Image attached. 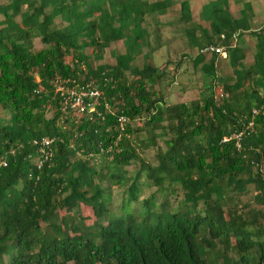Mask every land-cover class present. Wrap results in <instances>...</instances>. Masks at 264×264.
Instances as JSON below:
<instances>
[{
	"label": "trees",
	"instance_id": "obj_1",
	"mask_svg": "<svg viewBox=\"0 0 264 264\" xmlns=\"http://www.w3.org/2000/svg\"><path fill=\"white\" fill-rule=\"evenodd\" d=\"M233 1L240 5L237 19L227 11L228 0L203 4L197 15L208 30L192 23L189 0L179 2L177 22L186 48L197 51L192 65H200L205 93L173 104L155 91L163 70L132 64L148 47L145 16L164 17L174 0L0 4V111L5 113L0 160L6 164L0 167V259L6 264H264V210L243 205L245 210L236 212L246 186L264 209V26L252 31L250 4ZM56 20L61 28H55ZM155 26L160 36L166 26L156 21ZM245 32L255 38L248 66L237 46ZM35 39L42 47L32 50ZM118 41L123 54L111 52L114 65L91 69L89 63ZM207 45L225 51L232 74L227 83L217 75L216 54L204 63ZM54 79L92 82L104 97L97 115L89 121L82 115L76 121L61 118ZM214 85L225 95L219 101ZM104 102L112 114L104 111ZM116 116L125 119L121 135ZM139 119L141 125L132 127ZM241 131L236 150L232 136ZM138 133L152 147L155 139L163 140L177 175L173 182L182 190L180 208L170 216L154 213L151 195L141 203L142 217L102 220V181L124 188L128 205L136 199L141 173L154 187L163 183L156 176L159 168L137 158ZM40 137L54 142L50 162L36 170L31 159ZM224 138L229 140L221 142ZM99 158L109 161L97 168ZM135 161L139 169L128 181L123 169ZM80 204L91 209L96 224L80 226L75 234ZM99 220L104 221L100 228Z\"/></svg>",
	"mask_w": 264,
	"mask_h": 264
},
{
	"label": "rangeland",
	"instance_id": "obj_2",
	"mask_svg": "<svg viewBox=\"0 0 264 264\" xmlns=\"http://www.w3.org/2000/svg\"><path fill=\"white\" fill-rule=\"evenodd\" d=\"M153 1V0H150ZM182 0H174V5L170 7L164 17H156L154 15L145 16V27L148 31L149 43L148 47H143L141 49V55L138 56L132 66L140 68L143 63H148L154 68L163 70L165 76L158 83V88H155V91L163 97V101L166 104L180 103V102H192L194 100L200 99V93H205V87L203 83L205 80H202V73L200 72V65L193 67L192 59L197 54V51L194 49H187L186 43L187 39L183 34V26L177 22V11L179 7V2ZM208 0H189V12L192 19V23L195 25L198 24L202 29L205 28L208 30L206 22H201L198 19L197 13L199 9L205 4ZM250 4L252 18L250 19L251 30L255 31L261 26H264V0H242ZM6 0H0V4H4ZM240 5L235 3L233 0H228V13L233 18H239L238 10ZM155 21L159 24L165 25L166 28H161L160 36L155 26ZM55 28H61L62 23L59 20H56L54 23ZM184 27H189L186 25ZM196 38L199 37V32H195L194 35ZM243 43H240L238 48L244 55L243 64L248 66L252 62V57L255 52L253 49V44L255 43V38L245 32L243 34ZM121 42L111 43L102 51V57L97 62L91 61L89 63L91 69L97 68L98 65H114V59L111 55L113 53H122ZM160 44V45H159ZM159 46V47H158ZM42 45L39 44V40L35 39L32 42V50L41 48ZM158 48V49H157ZM151 50L152 54L148 53L147 50ZM155 50V51H154ZM87 55L88 51H84ZM147 55V58H143V55ZM211 55L204 54V63L208 62ZM66 62L69 61V57L65 58ZM214 65L216 67L218 77L225 80L231 78V69L227 64V55L216 56ZM127 74V73H126ZM83 77L79 78L81 80ZM225 95L221 91V86L214 85V98L216 101H219L221 97ZM136 103V100H135ZM50 111L45 112L44 116L49 118L51 115ZM5 118V113L0 111V118ZM70 119V117H68ZM73 120H77L78 116L71 117ZM143 122V119L134 121L132 127L140 126ZM144 133H138V148L136 150L137 158L141 159L144 163L148 164L151 168H159V172L156 176L163 177V183L161 186L154 187V184L151 180L147 179L144 176V173H141L140 178L137 180V191L135 193L136 199L127 204L126 195H124V188L118 187V185L110 184L108 181H102L100 187L104 191L102 202H104L105 213L104 219H110L114 216H125L126 214H132L133 216H143L141 214L142 207L141 203L143 200L148 199L151 195H154L152 211L154 213H163L167 216L180 208V202L182 200V190L175 181L177 178L175 168L173 165V160L170 158V154L165 152V146L163 145L162 139H155L156 147H152L147 144L144 139ZM156 154L159 156L156 157ZM109 158H99L95 159V164L97 168L100 164L108 162ZM139 169L138 161L131 162L128 167H125L123 170L125 172V178L128 181L133 179V176ZM104 172V171H103ZM254 193L251 190V186H246V194L241 198H238V206L236 207L237 214H241L245 209H241L243 205L250 207H256L258 209L264 210L261 206H257L253 201ZM202 204H198L197 210H202ZM247 209V208H246ZM242 210V211H241ZM143 213V212H142ZM59 215H63V212H59ZM137 216V217H138ZM76 230L74 233L77 234V230L80 226L88 227L92 223H95V218L90 208L79 205V214L76 219ZM97 226L100 228L104 225V221H96ZM0 264H6L5 257L0 259Z\"/></svg>",
	"mask_w": 264,
	"mask_h": 264
},
{
	"label": "built area",
	"instance_id": "obj_3",
	"mask_svg": "<svg viewBox=\"0 0 264 264\" xmlns=\"http://www.w3.org/2000/svg\"><path fill=\"white\" fill-rule=\"evenodd\" d=\"M201 54H216L219 56H224L225 51H223L222 47H216L213 45H207L202 50ZM51 89L53 90V94L57 99L58 108L60 111L61 118L68 117H76V116H86L87 120H90L91 114L97 115L96 107L100 101H104L103 93L100 89H96L92 82H88L85 85L76 84L74 81L67 80H58L54 79L51 83ZM104 111L112 114V110L110 106L104 102L103 104ZM255 112L252 111V114ZM72 119V118H71ZM75 121V120H74ZM115 122L118 126L119 135L123 132V126L125 123V119L122 116H116ZM251 123L248 124L247 127H250ZM243 132H239L232 136V139L235 142L236 150H239V142ZM229 139H223L221 142H227ZM53 142L52 138L40 137L37 141L34 142L35 149L33 151V158L31 162L33 163V167L36 170H40L44 164H48L50 158L52 156L53 150ZM101 152V149H99ZM106 152V151H105ZM6 164L3 160H0V167H4ZM33 174L28 173L27 178H32Z\"/></svg>",
	"mask_w": 264,
	"mask_h": 264
}]
</instances>
